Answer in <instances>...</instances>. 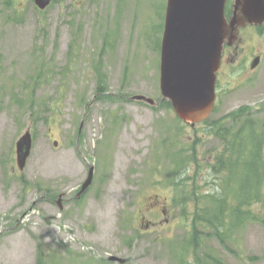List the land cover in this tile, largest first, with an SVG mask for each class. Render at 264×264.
I'll return each instance as SVG.
<instances>
[{
    "label": "rangeland",
    "instance_id": "1",
    "mask_svg": "<svg viewBox=\"0 0 264 264\" xmlns=\"http://www.w3.org/2000/svg\"><path fill=\"white\" fill-rule=\"evenodd\" d=\"M165 5L53 0L40 10L33 0H0V264H36L38 246L59 264H176L191 226L173 198L184 194L188 207L204 199L169 184L170 156L190 149L183 155L191 160L193 147L200 169L192 162L188 188L215 189L207 171L221 145L208 125L264 101V22L240 29L214 112L191 127L171 106L130 98L161 97ZM26 130L32 142L20 170L15 143ZM90 166L92 180L78 195ZM199 236L197 254L207 264H264L263 224L248 223L223 241L211 231Z\"/></svg>",
    "mask_w": 264,
    "mask_h": 264
},
{
    "label": "trees",
    "instance_id": "2",
    "mask_svg": "<svg viewBox=\"0 0 264 264\" xmlns=\"http://www.w3.org/2000/svg\"><path fill=\"white\" fill-rule=\"evenodd\" d=\"M226 14H230V7H227ZM97 78L96 94L101 97L105 91L104 75L97 73ZM106 97L110 98L109 95ZM161 104L170 106L166 100L159 105ZM225 120H229V124H224ZM208 128L209 133L217 137L221 145L208 164L207 172L214 177L216 183L214 190L199 192L195 182L188 188L185 173L192 162L196 169H200L198 161L193 159V147L191 160L190 155H183L190 149L184 152L177 149L174 157L170 156L169 184L176 192L190 193L193 201L204 199L202 204L194 203L192 207H188L185 202L190 199L184 194L180 198L177 195L173 198L175 202L184 203L181 214L189 220L191 226L188 238L176 253V264H207L197 254L201 242L199 232L211 231L223 241L234 230L241 229L248 223L264 225V101L259 108L240 106L223 117L210 121ZM193 173L197 175L195 169ZM191 179L195 181L194 177ZM204 182L208 183L207 179ZM190 248L193 254L188 255ZM209 257L211 256L206 254L204 258ZM215 263L220 264V261ZM36 264L59 262L38 246Z\"/></svg>",
    "mask_w": 264,
    "mask_h": 264
},
{
    "label": "water",
    "instance_id": "3",
    "mask_svg": "<svg viewBox=\"0 0 264 264\" xmlns=\"http://www.w3.org/2000/svg\"><path fill=\"white\" fill-rule=\"evenodd\" d=\"M51 1L33 0L40 10ZM225 3L226 0H166L160 43L159 101H170L176 116L191 126L206 119L213 110L216 72L224 45L236 41L240 27L264 22V0H233L229 16L225 14ZM259 59L256 55L251 60V69ZM130 98L149 106L159 103L142 93ZM31 142V133L26 130L15 143V160L20 170L25 166ZM92 174L90 166L78 195L88 187ZM62 195L57 199L60 208Z\"/></svg>",
    "mask_w": 264,
    "mask_h": 264
},
{
    "label": "flooded vegetation",
    "instance_id": "4",
    "mask_svg": "<svg viewBox=\"0 0 264 264\" xmlns=\"http://www.w3.org/2000/svg\"><path fill=\"white\" fill-rule=\"evenodd\" d=\"M248 26V25H247ZM250 26H253V27H258L259 25H250ZM241 28H243V27H241ZM240 28V29H241ZM240 29H239V31H240ZM239 34V33H238ZM231 47H233L234 49H235V53H236V43L234 44V45H227V44H225L224 45V48H223V51H222V57H221V61H220V66H219V68H218V70H217V72H216V81H215V91H216V98H217V93H218V90H219V85H221L220 84V81H221V73H222V70H223V65H226V63L228 64L229 63V59H230V51L233 49H231ZM231 49V50H230ZM159 51H160V42H159ZM254 57V56H253ZM215 104H216V99H215ZM214 110H215V105H214V109H213V111L212 112H214ZM211 112V113H212ZM210 113V114H211ZM201 123V122H200Z\"/></svg>",
    "mask_w": 264,
    "mask_h": 264
}]
</instances>
